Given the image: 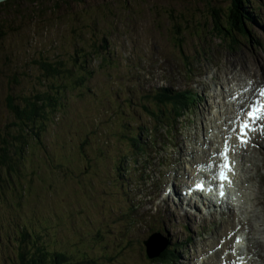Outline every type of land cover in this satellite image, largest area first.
<instances>
[{
  "label": "rangeland",
  "instance_id": "obj_1",
  "mask_svg": "<svg viewBox=\"0 0 264 264\" xmlns=\"http://www.w3.org/2000/svg\"><path fill=\"white\" fill-rule=\"evenodd\" d=\"M231 1L0 3V132L13 120L9 93L28 95L62 84L59 104L42 120L40 136L27 135L28 145L14 155L18 168L0 185V264H18L10 242L21 225L51 248L92 256L99 264H148L140 250L144 246L147 254L144 240L168 230L169 247L180 253L173 264H264V145L254 148L257 161L238 160L234 216L188 206L191 221L181 222L180 212L188 216L166 192L173 185L179 192L196 173L191 164L204 157V147L222 146L232 136L225 114L236 107L225 104L246 80L235 65L250 68L245 85L264 80V0H254L252 36L235 32V43L212 29L217 10L226 21ZM59 60L74 75L45 78L40 61ZM76 72L87 73L82 84L73 81ZM219 76L226 78L223 84ZM231 83L235 88L227 92ZM161 85L196 93L168 130V121L175 122L171 113L156 122L145 109L159 111L152 97ZM155 127L156 137L150 131ZM136 133L143 150L134 146ZM210 159L213 166L218 156ZM165 207L178 218L167 217L173 213Z\"/></svg>",
  "mask_w": 264,
  "mask_h": 264
},
{
  "label": "trees",
  "instance_id": "obj_2",
  "mask_svg": "<svg viewBox=\"0 0 264 264\" xmlns=\"http://www.w3.org/2000/svg\"><path fill=\"white\" fill-rule=\"evenodd\" d=\"M231 2L232 6L228 9L225 22L220 20V9L215 12L216 18L214 22L216 25L212 29L221 40L231 38L233 43H235L237 36V34L236 36L234 35L235 32L245 37L252 36L248 25H251V21H255L254 12L258 11V4L254 0H232ZM247 4L252 7V10H250V6ZM2 34L3 32L0 30V40L3 36ZM237 41L239 42L238 39ZM40 65L45 78L67 74L74 75L72 68L65 67L62 60L56 63L40 61ZM86 74L80 75L76 72L73 81L77 84H82L85 79L84 75ZM61 88L62 84H50L48 87L28 95L16 96L13 93L8 94V108L13 114V120L8 125V129H5V132H0L1 186L7 177L11 176V173L18 168V161H16L14 155L18 154L19 156L22 154L25 146L28 145L27 135L33 133L36 138L40 136V131L44 128L41 122L59 104L58 95L61 93ZM152 98L155 99V103L153 102V104L158 107L159 111L155 112L150 110L148 105H145V109L149 114H154L156 122H159L158 117L160 115L164 116L166 113H171L173 121L175 122L171 123V121H168L166 124V130H168L178 125L181 117L185 115L184 110L189 107L191 102H194L196 94L191 90L176 91L169 88H159ZM168 106H171V108L168 109ZM164 119H166V116H164ZM10 127L13 128V131ZM156 128H150L151 133H153L152 135H155V137L157 134ZM132 138L135 141L134 146L136 150H143V142L140 139V134L136 133ZM20 227L16 231L18 237L16 239L14 237L10 242L13 246L12 250L18 264H76L84 260H88L91 264H99V262L91 260L92 256L88 258H76L71 256L68 250L64 251L51 248L46 240L40 241V236L37 233L31 232L29 226L21 225ZM140 250L147 256L148 264H173L180 258L179 249L176 250L175 247H167L153 258L145 253L144 246Z\"/></svg>",
  "mask_w": 264,
  "mask_h": 264
},
{
  "label": "bare ground",
  "instance_id": "obj_3",
  "mask_svg": "<svg viewBox=\"0 0 264 264\" xmlns=\"http://www.w3.org/2000/svg\"><path fill=\"white\" fill-rule=\"evenodd\" d=\"M236 66V68H237V71H242L243 72V74L245 75V79L247 80V78L249 77V75L251 74V70H250V68H248V67H246V65H244L243 63H241V64H239V65H235ZM227 77L229 78L230 77V74L228 75L227 74ZM234 79H236V77L237 76H235V74H234ZM218 80L220 81V83H224L225 82V80H226V78H224V77H221L220 78V76L218 77ZM246 80H243V81H239V82H241L243 85L242 86H238L237 87V90L239 91V92H237V94L234 96V103H236V104H240V103H242V102H244V105L243 106H245V104H247V106H248V104L251 102V100H252V98L256 95V93H257V91H256V93L254 94V92H255V89H258V88H260V86H262V84L264 83V80H256L255 78H252L251 79V81H252V83L250 82V83H248V84H246L245 85V82H246ZM236 81H238V80H236ZM235 87L233 86V83H231V87L229 88V87H227L226 86V90H227V92H230V91H232L233 89H234ZM175 89V88H174ZM236 90V91H237ZM241 90V91H240ZM226 92V91H225ZM221 93H222V91H221ZM227 94V93H226ZM224 100H225V98H224ZM233 106V105H232ZM234 107V106H233ZM247 109V108H246ZM246 109H244V110H242V112H244ZM207 110V109H206ZM263 121V123H264V120H262ZM262 135H261V133H259L257 136H256V138H255V140L254 141H256V142H254V144L255 145H257L259 148H261V146L262 145H264V141L261 139L262 137H261ZM240 147V146H239ZM240 150H243V157L245 156V158H247L249 161H253V159H256V161H257V156L255 155H253V153H254V148L253 149H251V148H248V149H246V146H244V147H240ZM249 152H250V154H249ZM222 160V159H221ZM204 160H201V162H203ZM198 163H200L199 161H198ZM258 163H257V165H256V168H257V170H258ZM245 171V173L247 174V177L248 178H250V176L251 175H248V174H250L249 172L251 171H249V170H244ZM252 172V171H251ZM243 173V172H242ZM245 174V175H246ZM255 174V173H254ZM253 174V175H254ZM252 177V176H251ZM247 181H248V179H247ZM177 184H179V183H177ZM243 187V186H242ZM171 193L174 195V196H177V191H176V187H174V185H173V187H172V189H171ZM248 193V192H247ZM166 199V198H165ZM179 199H180V205H181V208L183 209V210H185V214H187V216H188V211L189 212H192L191 211V208L193 207V206H196V204H195V202H194V200L193 201H191V204H190V202H188L187 204H186V206L184 207V201H182L181 200V198L179 197ZM166 201V200H165ZM257 202L258 201H260L259 200V197H257V200H256ZM228 202H229V204H231L232 202H231V197H230V195L228 194L226 197H225V203L223 204V207H225V209H224V211L226 212V213H230V214H232L233 213V211H234V208L233 207H230V205L228 204ZM166 205V204H165ZM168 206V205H167ZM188 206H192L191 208L190 207H188ZM165 209H166V207H165ZM187 209V210H186ZM221 209H222V207H221ZM168 210L169 209H166V212H168ZM227 210H229V211H227ZM232 216H234V214H232ZM244 259V258H243Z\"/></svg>",
  "mask_w": 264,
  "mask_h": 264
},
{
  "label": "snow or ice",
  "instance_id": "obj_4",
  "mask_svg": "<svg viewBox=\"0 0 264 264\" xmlns=\"http://www.w3.org/2000/svg\"><path fill=\"white\" fill-rule=\"evenodd\" d=\"M261 96H264V89L261 90L260 92ZM249 111L247 112V116L250 118L252 123H255L258 120H264V101H259L257 100L255 103L251 104L249 106ZM246 130H254L251 128L249 119H245L242 124H241V143H246L247 142V131ZM225 156V163L223 165V168L220 172V178L222 180L227 179L226 172L224 169L231 170L230 164L227 162V152L223 153Z\"/></svg>",
  "mask_w": 264,
  "mask_h": 264
},
{
  "label": "water",
  "instance_id": "obj_5",
  "mask_svg": "<svg viewBox=\"0 0 264 264\" xmlns=\"http://www.w3.org/2000/svg\"><path fill=\"white\" fill-rule=\"evenodd\" d=\"M7 0H0V3ZM167 239L163 236L159 235L158 232L153 233L147 240L144 241L146 246L147 254L152 257L154 252H151L153 248L159 250L158 253H154L153 255L157 256L161 251H163L166 247Z\"/></svg>",
  "mask_w": 264,
  "mask_h": 264
}]
</instances>
